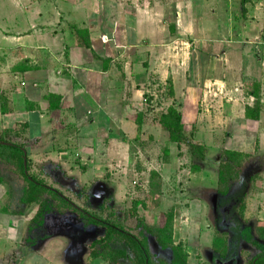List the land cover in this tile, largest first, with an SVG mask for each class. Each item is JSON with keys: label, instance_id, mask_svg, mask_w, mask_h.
<instances>
[{"label": "crops", "instance_id": "obj_1", "mask_svg": "<svg viewBox=\"0 0 264 264\" xmlns=\"http://www.w3.org/2000/svg\"><path fill=\"white\" fill-rule=\"evenodd\" d=\"M257 106L259 116H249L247 109ZM171 108L208 151L201 168L190 170L198 196L168 204V174L179 184L186 174L182 147L160 124ZM246 135L250 144L226 146L228 139ZM1 138L23 144L30 173L57 184L80 206L120 209L126 187L138 177L132 191L143 188L164 218L150 223L143 215L146 223L163 226L166 210L176 206L185 234L173 238L185 247L187 264L247 260L249 253L235 251L216 256V228L205 225V231L203 223L238 221L239 235L221 228L232 230L239 244L244 237L264 238V0H0ZM214 149L217 157L222 149L244 154L239 174L252 171L239 199L244 219L236 208L227 214L219 209L230 192L221 197L215 188L219 165L212 173L207 164ZM75 160L85 165L82 170ZM2 168L0 264H130L93 258L91 244L106 229L92 235L99 225L57 198H46L50 208L35 220L40 204L23 197L28 182ZM127 173L130 180L121 176ZM79 186L83 203L70 191ZM134 199L136 207L145 204ZM246 220L248 227L241 224ZM150 248L164 251L153 238ZM251 252L250 261L260 250Z\"/></svg>", "mask_w": 264, "mask_h": 264}, {"label": "trees", "instance_id": "obj_2", "mask_svg": "<svg viewBox=\"0 0 264 264\" xmlns=\"http://www.w3.org/2000/svg\"><path fill=\"white\" fill-rule=\"evenodd\" d=\"M75 31L77 35H82V33H84L79 30ZM85 44V46L91 47V43L88 40ZM168 87L170 88L169 92H173V88L171 86ZM56 98L59 99L58 101L61 99L60 96ZM255 109L256 110L248 108L247 114L249 116L253 115L252 117L257 118L259 116V107L257 106ZM160 124L169 132L171 140L177 144L179 149H181L182 145L188 147L192 157V169H200L201 162H203L206 157L208 147L206 144L195 140L193 132L186 133L181 113L175 108L169 109L167 113H163L160 116ZM220 152L221 159L218 174V193L225 196L229 193L230 181L238 177V169L241 166V161L237 159V155L241 153L229 149H222ZM0 159L6 163L15 164L21 169L22 176L28 182V188L24 191L23 197L27 199L28 202H38L40 204L35 220L42 217L50 208V203L47 202L48 197L44 196L45 194H50L52 197L61 200L65 205L77 211L87 220L88 223L98 224L105 227V235L95 239L91 244L90 253L93 258L101 256L107 258V260L112 263H118L120 260L122 262L128 261L130 264H187V253L181 245L175 244L172 235H168L167 233V230L172 226L173 214L171 212L167 215V222H165L163 226L155 224L151 225L146 223L144 219L139 218V224L137 225L138 231L137 233H134L133 231L116 224L110 219L102 218L98 214L74 203V201H72L67 195H64L62 191L50 186L38 176L31 174L29 171L30 162L27 156V148L23 144L1 138ZM1 182L2 177H0V184ZM134 183H137V181ZM224 199L227 198L221 200L219 209L227 214L230 213V211H233L235 203ZM239 199L241 200L242 198L239 197ZM237 200L238 199H235V201ZM232 222L241 227L238 221L235 220ZM221 223L223 222L221 221ZM239 226L234 227L233 225H230L233 230H236L235 232L238 235L241 233V230L238 229ZM151 238L156 241L161 250H164V252H170V260L161 259V261L157 262L154 259L153 252L150 248ZM239 240L240 239H236L237 242H239ZM114 241H122L123 246L112 247ZM255 245L259 248L260 253L252 258L250 264H264V244L255 241Z\"/></svg>", "mask_w": 264, "mask_h": 264}, {"label": "rangeland", "instance_id": "obj_3", "mask_svg": "<svg viewBox=\"0 0 264 264\" xmlns=\"http://www.w3.org/2000/svg\"><path fill=\"white\" fill-rule=\"evenodd\" d=\"M208 36H209V38H215V36L210 34V33H208ZM194 62H195L194 60L191 62V65H192L191 71L193 70V68L195 66ZM205 63L206 62H204L202 64L205 65ZM203 72H204V74L206 73L205 69L203 70ZM193 80H194L193 73H190L189 74V81H193ZM183 83L186 84L187 81L183 80ZM217 136L222 137L221 131L219 133H217ZM239 141L244 142V144L246 145V144L251 143V138L248 135H246V136H235L232 139H228L226 141V146L232 147L234 143H237ZM175 146H176V144H175ZM174 150L177 151L176 148ZM214 151H216V150L214 149L212 151V154L208 160L209 163H207L209 165L210 171L212 173H213V169L216 170V168L220 164V162L218 163V161H217L218 159H220V157L214 156V155H216ZM179 154L181 155L180 158H181V161L183 164L182 165L183 167H181V169H182V171H184L183 173H186V174L184 175L183 182L180 184L177 182L176 176L174 177V175L172 173L168 174L169 181H167V182H169L168 183L169 185L167 188L164 189L165 190V200L168 201V204L170 202H173V201L178 200L180 198L182 199L183 197L186 199H189V198H194V197L198 196V194L196 192L197 187L194 184H192V179H193L192 177L194 176V174H193V172H190V170L192 168V160L190 159V152H189L188 147L186 145H182V151H179ZM237 159L240 160L241 164H242L243 161L245 160V156L243 154H238ZM77 161L78 160H75L74 167L77 170H82L85 165L82 164L81 161H79V162H77ZM29 165H31V163ZM2 166H6V167L11 169V172H12V174H10L11 176H13V175H18V177L21 176V169L17 165L11 164V163H6V162H1V161H0V174H1V171L3 170V168L1 169ZM193 171L196 172L198 170H193ZM79 172L80 171H78V173ZM251 172H252L251 169H244L243 172H242V170H240V174H238V177H236L235 179H232L230 181V186H231L229 189L230 194L228 195L227 199L229 202L232 201L233 203H235L234 207L236 208L235 209L237 211L236 213L238 215L242 214V219H244L243 210H245V208H242V209L240 208L243 206H242V204H239V197L242 196L241 194H243L246 185L249 184ZM121 176L124 179L128 178L130 180V175L128 173L125 175H121ZM210 176L212 177V174H210ZM87 177H89L88 174L83 176L82 179H85ZM44 179H45V177H44ZM65 179H67V178H65ZM131 180H132V182L137 181V183L140 181V179H138V177H136L135 179L133 178ZM178 180H180V179H178ZM67 181H68V179H67ZM132 182H131V187H130V185L126 187V190H125V192L121 198V199H124L125 205L121 204L120 206H118V207H120V209L115 208V207L111 208V207L102 206V205H99L98 203H94V202H92L91 204H89V203H87L86 205L84 204L82 207L88 209L89 211H91L93 213L100 214L103 217H111L112 216L111 218L114 219L115 222L121 224L122 227L127 228V229H129L135 233H137V231H138L137 225L139 224V218L145 220V217L143 215H145V216L147 215L148 221L150 223H154L156 221L157 222L161 221L160 223H162L164 220L163 215L161 213H159V211H157V208H153L154 201L151 200L150 198H148V199L146 198V191L145 190L143 191V188L137 189V191L136 190L132 191ZM158 182H159V178L155 177L154 183H158ZM173 182L176 184H174ZM207 182L210 183V181H208V180H207ZM256 182H258V181H256ZM57 183H58V181H57ZM59 184H61L62 187L66 189L65 184H62V183H59ZM54 186H57V184H54L52 187H54ZM216 187H218V184H217V186H215V188ZM70 191H72L73 194L76 193V197L74 195H73V197L79 198V202H81V203L85 202V199H83V197H82V194L84 193V191L82 190V186L74 188L73 190H70ZM214 191H216V190L214 189ZM72 192L69 193V194H71V196H72ZM135 192L137 193V195L134 194ZM186 195H188V196H186ZM44 196L48 197V198H50V197L52 198V195H50V194L49 195L45 194ZM221 197H223V196L221 195ZM134 198L141 199V200L143 199V201L145 199V204H142L141 207H136L135 202H133ZM235 199H238V200L235 201ZM242 199H243V197H242ZM208 200L211 204L208 208L211 209V211H213L212 210L213 209L212 203H213L214 198H211V196L209 195ZM121 201L123 202V200H121ZM137 203H139V202H137ZM170 212L173 214L172 226L169 230H167V233H168V235H172V239L174 242L173 236L175 234L182 236L183 234H185V230H184V228H182L180 226V222H179L180 218L175 219V216H174L176 214V206L175 205L169 207L166 210V217H167V215L170 214ZM220 217H222V216H220ZM209 218L211 219L212 217H209ZM166 220L167 219L165 218V221ZM250 223L255 225V222H250ZM241 224L244 225V227L250 226L248 220L241 221ZM205 225H207L208 227L215 226V228H216L218 242H215V248L213 249L215 251L213 253H216L215 254L216 256L225 257L231 251L232 252L235 251L237 255L240 252L243 253L244 256H246L249 253L247 256L251 257L253 255V252H251L252 248L257 249V247L252 242L264 241L263 237H260V236H257L254 234L255 240L253 239V237H251V238H248L247 241H245V237H244L243 242L241 244L237 243V241L235 240V237L238 239H239V237L236 236V234H234V232L232 230L226 229V228H221L222 225L226 226V227H229L230 225H233L234 227L239 226L238 224H236L232 221H228L227 219L223 223L213 222V221L204 222L203 223V230L207 231L208 229H206ZM94 229L95 230H93L94 232L92 235L96 236L97 233H101V231L104 230L105 228L103 226L99 225L98 227L95 226ZM238 229L241 230V227L239 226ZM234 231H236V230L234 229ZM178 244L183 247L182 242H179ZM114 246L115 247H122L123 246L122 241L121 242L114 241V244L112 245V247H114ZM183 248H185V247H183ZM152 252H153L154 259L157 262L161 261V259L168 260L167 259V257H168L167 252H164V251L159 252V251L153 250V249H152ZM249 257L247 258V260H241V262L239 264H250ZM208 262H211L210 256L208 257ZM216 263L218 264V262H216Z\"/></svg>", "mask_w": 264, "mask_h": 264}]
</instances>
